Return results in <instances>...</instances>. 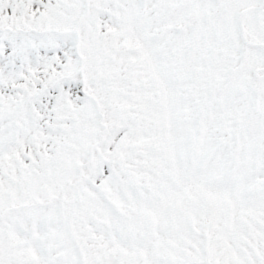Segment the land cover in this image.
Wrapping results in <instances>:
<instances>
[{
    "label": "snow or ice",
    "instance_id": "6c2138e0",
    "mask_svg": "<svg viewBox=\"0 0 264 264\" xmlns=\"http://www.w3.org/2000/svg\"><path fill=\"white\" fill-rule=\"evenodd\" d=\"M0 264H264V0H0Z\"/></svg>",
    "mask_w": 264,
    "mask_h": 264
}]
</instances>
